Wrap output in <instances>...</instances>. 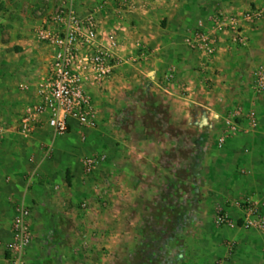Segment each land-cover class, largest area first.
Segmentation results:
<instances>
[{
	"label": "crops",
	"instance_id": "1",
	"mask_svg": "<svg viewBox=\"0 0 264 264\" xmlns=\"http://www.w3.org/2000/svg\"><path fill=\"white\" fill-rule=\"evenodd\" d=\"M102 3L93 6V1L83 0L80 10L87 13ZM106 3V9L100 13L103 27L110 29L121 25L130 45L139 42L146 47L147 58L136 66L121 69L107 90L95 94L100 110L97 129L82 131L74 127L65 136L68 140L66 149H61L60 161L57 159L53 164L51 159L53 152L58 156L59 146L55 149L54 145H49L51 153L49 150L43 152L38 143L39 134L26 143L16 140L21 135L11 133L0 138V263H5L7 246L12 240L16 207L31 206L26 202L28 186L44 184V181L51 185L59 181L57 167L72 168L74 165L72 152L76 137L83 141V135L92 134L101 139L95 132H100L107 120H112V126L118 127L124 118L128 134L122 152L126 157L119 158L117 147L113 150L115 156L103 164L106 170L113 169L106 173H114L109 187L101 184L104 176L101 173L94 186L85 182V178L84 181L79 178L69 180L65 172L60 186H51L43 196L36 192L35 197L29 199L35 215L41 209L53 210L55 206H61L70 217L75 230L73 234L80 232L82 236L87 228L86 225L84 229L82 223L88 219L85 216L82 221L76 219L79 213L70 209L72 200L95 202L101 198L112 204L115 209L111 216L108 213L101 215V205L98 210L94 209L101 218H97L92 226L94 235L90 245L94 253L86 260L92 264H264V233L241 227L240 208L241 202L251 197L261 203L264 214V93L254 92L250 78L252 70L264 66V22L246 29L247 47L229 48L228 43L221 42L218 57L206 72L201 71L200 54L185 43L202 21H195L192 8H199L201 13L208 11L207 19L219 4L222 12L236 14L251 4H258L262 9L264 0H223L205 6H196L197 0H107ZM128 4L134 5L130 13H127ZM43 21L27 22L35 31L33 35L31 33L32 37L28 35L18 40L23 49L28 44L35 50L43 47L36 41L37 29ZM29 50L32 52L33 49ZM170 71L175 72L178 83L193 84L197 88L198 94L192 101L185 102L179 99L177 92L165 91L161 82ZM21 86L22 93L30 87ZM203 87L209 90L206 96L200 94ZM237 106L244 112L240 119L234 117ZM252 113L257 119L256 127L252 125ZM205 118L208 125L202 126ZM232 120L239 126L236 132L227 129L226 122ZM198 127L201 134L209 135L203 146L211 154L204 155L202 164L206 170L202 179L195 180L194 189L187 194H179L176 184L180 185V176L174 175V180L169 181L165 169L181 166L182 138ZM224 135L227 136L226 143L219 149L216 142ZM46 137H51L53 143L58 139L48 131ZM197 147V141L188 147L189 151L195 152L190 157L194 162L190 163L192 168H197L199 160ZM50 162L53 168L55 164L57 167L49 168L48 175L42 178L40 170ZM214 171L218 175L214 176ZM92 176L90 178L95 177ZM194 178L191 176L190 182ZM197 183L204 185L197 186ZM119 191L127 194L126 200H122ZM42 198H45V206L38 204ZM219 210L226 211L239 226L217 228L214 219ZM167 212L174 216L172 223H165ZM139 215L142 218L135 220L134 217ZM108 216L109 223L106 222ZM185 216L187 218L182 222ZM52 232L55 235L58 229ZM169 233L175 242L184 237L187 243L177 245L174 254L168 258L158 253L150 254L149 248L160 250L165 247ZM143 248L142 257H136Z\"/></svg>",
	"mask_w": 264,
	"mask_h": 264
},
{
	"label": "built area",
	"instance_id": "2",
	"mask_svg": "<svg viewBox=\"0 0 264 264\" xmlns=\"http://www.w3.org/2000/svg\"><path fill=\"white\" fill-rule=\"evenodd\" d=\"M83 0H60L58 8L46 17L37 29L36 41L50 53L49 65L35 90L34 103L30 105L20 122L19 132L29 138L37 131L46 129L54 137H64L72 129L86 131L98 126L100 110L95 100L97 92L107 90L119 71L136 66L147 58V49L137 42L130 45L124 29L117 25L110 29L103 27L100 13L106 9L103 2L93 10H80ZM134 5H129L130 13ZM264 22V8L230 14L218 12L208 22H199V27L185 39L186 45L201 56V71L206 72L217 59L220 43L231 47H247L249 39L246 29ZM253 89L264 93V66L250 72ZM165 91L177 92L179 99L190 102L197 95L193 84L178 83L175 72L170 71L161 82ZM209 90L200 89L206 96ZM243 108L237 106L234 117H243ZM252 125L257 126L254 113L250 114ZM228 130L236 132V121H227ZM83 141L86 136H82ZM227 136L219 138L216 145L221 149ZM49 153L51 150L49 148ZM108 161L107 155H95L84 162L87 177L94 175L99 166ZM108 178V177H107ZM109 186L108 179H105ZM120 194L124 195L122 191ZM107 205V204H105ZM82 210L91 212V203L83 201ZM242 224L245 230L264 233V214L261 203L251 197L241 204ZM216 224L220 227L237 228L238 223L226 211H219ZM36 238L32 210L21 205L16 208L12 224V240L7 246L6 264H27V255Z\"/></svg>",
	"mask_w": 264,
	"mask_h": 264
},
{
	"label": "rangeland",
	"instance_id": "3",
	"mask_svg": "<svg viewBox=\"0 0 264 264\" xmlns=\"http://www.w3.org/2000/svg\"><path fill=\"white\" fill-rule=\"evenodd\" d=\"M93 1L95 6L97 3L100 2H107V0H90ZM198 5H203L207 3H221L223 0H197ZM246 1V0H243ZM60 3V0H0V138L4 136V138L9 135L10 133L12 135H18L20 137H16V140L20 143L25 141L33 140L34 138L38 136L37 141H34L35 143H40L39 145L42 147L43 152H46L49 150V145H54V148L56 149V146H59L57 154L53 152L51 159L54 162L58 159L62 158V151L61 149H66V140H68L67 137H57L58 139L55 140L53 143V139L51 137H46L47 131L46 129H42L37 131L35 134H39L34 137L35 134H33L29 138H25L20 132V122L22 118L24 117L28 107L34 103V95L31 94L32 91L35 93L36 87L38 86L39 81L41 80L42 76L46 72V69L49 65V59H50V53L45 48L42 47L39 50H35L33 47H29V44L26 45V49H23L22 46L18 44V40L22 39V37L26 38L28 35L32 37L34 34V31L32 28H30L31 24H27V22L34 21V20H41L48 17L51 13H53ZM258 5V4H257ZM251 4L248 8H243V11H249V10H256L260 9L261 7ZM264 7V5L262 6ZM195 8V7H194ZM192 8V14H195V21L197 19H202L205 23L208 22L209 17L205 19V15L208 13L206 12H200L199 8L196 7V10ZM242 10V9H241ZM222 12L223 9H221V6L219 4L218 7H215L211 11L212 16L216 15L218 12ZM210 13V12H209ZM194 15V16H195ZM210 15V14H209ZM210 16V18L212 17ZM32 23V22H31ZM25 24V26H24ZM193 24H191L192 26ZM199 25V24H198ZM33 26V25H32ZM42 26V25H41ZM195 27V26H192ZM30 31H26V29H29ZM40 28V27H39ZM198 29V28H197ZM193 31V30H191ZM32 33V35H31ZM186 43V42H185ZM33 49L32 52L29 49ZM46 50H44V49ZM21 85H30L28 91L26 93H22V86ZM32 90V91H31ZM32 95V98L30 96ZM30 101V103L28 102ZM109 108L110 104L108 105ZM116 108V106H115ZM125 107H123V110ZM110 120V119H109ZM107 120L108 122H104L105 125H102L100 127V132H95V134H100L101 139H97L94 135L87 134L86 140L82 141L80 137H76V141L74 143V150L72 152V157L74 165L72 168L59 166L57 167L56 164L54 165V168L57 167L58 173V179L59 181H55L53 184H48L44 181V184H36L34 186L29 187L28 186V199L27 203L31 206V210L33 212V219H34V226L37 231V237L35 238V241L32 245V247L29 250V253L27 255V264H92V261L88 260V257L94 253L93 249L90 245V240L93 237V228L95 222H97V218L100 219L101 215L104 214H110L112 215L114 212L113 205L105 201L101 198L93 202L92 200H88L91 203V212L90 214H86L83 212L81 208L82 200H72L73 202L70 205L71 210H75L79 215H77L76 219L79 221L84 220L86 217L88 219V222L85 224L82 223V226L87 225V228L85 231H83V234L81 236V233L73 232V226L71 224L70 217L66 215V213L61 209V206H55L53 210H46L41 209L39 211V214L36 216L34 211V206L30 204L29 199H31L32 196L35 197L36 192L38 194H41L42 196L45 194L44 192L49 191L53 186H60V179L64 175V173H67V176L70 180V178H79L81 181L90 182L94 186L96 185L95 182H97L98 177L101 178L99 173H101L103 176V179H101V184H106L105 179L108 177V181H111V178L113 176V172L108 173V170L113 169H107L106 165L103 166L102 164L99 166V168L94 173L95 177L90 178L86 177L85 171H84V162L89 157L95 156V155H107L108 160L111 157L115 156V153L113 150L115 148H119L118 156L119 158L125 159L126 155L125 152H122V147L124 144H126L127 139V131H126V121L124 118L122 119V124L118 127H113L114 124L111 123V121ZM113 125V126H112ZM116 126V125H115ZM98 127V126H97ZM97 127L95 129H97ZM50 132V131H48ZM91 131H89L90 133ZM6 135V136H5ZM15 137V136H11ZM22 137V138H21ZM209 138V135H203L199 131V127L195 130V132H192L191 135L183 136L182 138V150L180 151V159H181V166L174 168V167H166L165 172L166 176L170 177L169 181H173L174 175H178L181 178L180 185L176 184V190L179 192H182L184 194H187L190 192V190L194 189V183H196L195 180H201L202 175H205V168L203 167V158L204 155H210V151L206 150V147L203 145L207 143V140ZM52 140V141H51ZM95 140V141H94ZM197 141V149H196V156L199 160L198 164H196L197 168H192L190 166V163L193 160L190 159L191 155H195V152L189 151L188 147L189 144H194ZM34 142H30V144H33ZM27 144H29L27 142ZM98 144L99 147H96ZM70 146V145H68ZM71 147V146H70ZM204 149V150H203ZM121 150V151H120ZM56 151V150H55ZM205 151V152H204ZM221 151V150H219ZM215 151V152H219ZM214 154V152H213ZM65 154L63 153V156ZM54 156V157H53ZM71 156V154H70ZM117 156V157H118ZM64 159L66 157H63ZM56 163V162H55ZM106 163V162H105ZM196 163V162H195ZM50 163L43 165L40 172L42 173V178L48 175V169L53 168V164L50 165ZM202 165V166H201ZM52 166V167H51ZM53 168V169H54ZM69 169V170H68ZM106 170V172H105ZM107 176H106V175ZM213 175H218L217 171L213 172ZM195 176L194 181L190 182V177ZM209 176H212V174H209ZM204 185L202 183H197V186ZM47 186V187H46ZM52 186V187H51ZM72 186V185H71ZM113 186V185H112ZM109 187V186H107ZM173 191V188L171 189ZM43 193V194H42ZM120 197L122 200L127 199V194H120ZM33 201V200H31ZM42 206H45V198H42L39 200ZM87 201V200H86ZM123 202V201H122ZM169 203H172L171 201ZM185 203V201H183ZM107 204V205H105ZM101 205V209H99V206ZM26 206V205H25ZM18 207V206H17ZM16 207V208H17ZM188 208V207H187ZM101 210V215H96L95 210ZM220 211V210H219ZM83 216H81L82 214ZM172 212H167L166 214V220L165 223H172L174 220V216L171 214ZM85 216V217H84ZM109 216L107 217V223H109ZM216 216L214 219V223L216 224ZM142 218V216H136L134 217L135 220L139 221ZM187 217H182V222H185V219ZM72 219V218H71ZM217 228H221L216 224ZM58 229L57 233H54L53 235L52 231L55 229ZM85 229V228H84ZM73 230V231H72ZM68 231V233L66 232ZM71 231V232H70ZM66 232V233H65ZM73 234V235H72ZM52 235V237H51ZM169 238H167L166 245H164V248H160L158 250L157 248H149L150 254L158 253L162 256H166V258L171 257L174 254V249L177 245L182 243L181 245H184L187 243V240L182 237V239H177L176 242L172 239L171 233L167 234ZM184 248V247H183ZM182 248V249H183ZM145 252V249H139V251L136 254V257L140 258L142 257L143 253ZM160 252V253H159ZM104 256H107V254L104 252ZM85 259V263L83 262ZM0 264H6L2 261ZM109 264V263H108ZM168 264V263H166Z\"/></svg>",
	"mask_w": 264,
	"mask_h": 264
},
{
	"label": "water",
	"instance_id": "4",
	"mask_svg": "<svg viewBox=\"0 0 264 264\" xmlns=\"http://www.w3.org/2000/svg\"><path fill=\"white\" fill-rule=\"evenodd\" d=\"M206 125H208V120L205 118V119L203 120V124H202V126H206Z\"/></svg>",
	"mask_w": 264,
	"mask_h": 264
}]
</instances>
